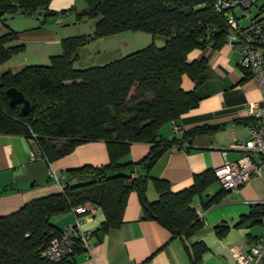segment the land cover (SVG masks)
<instances>
[{
    "label": "trees",
    "instance_id": "1",
    "mask_svg": "<svg viewBox=\"0 0 264 264\" xmlns=\"http://www.w3.org/2000/svg\"><path fill=\"white\" fill-rule=\"evenodd\" d=\"M52 0H0V19L26 15L42 24L56 14L49 11ZM85 8L76 11L78 21L95 20L93 37L77 36L62 41V54L49 65L28 66L0 77V135H16L33 140L36 154L49 163L88 142L107 145L110 162L102 167L86 166L69 172L75 184L66 183L62 193L26 204L18 212L0 218V264H73L82 250L56 262L44 256L52 239L61 234L52 218L73 208L93 204L102 209V230L119 228L129 196L138 194L144 219L154 221L173 237L187 241L203 228L192 204L219 182L214 171L194 177L191 187L173 192L168 182L153 180L157 201L147 198L150 173L173 144L216 129L196 128L178 141L159 137L160 130L198 107L200 98L181 88L187 75L197 85L205 79L206 58L189 63L188 54L212 43L219 49L229 34L232 11L216 12L218 0H82ZM65 14V12L61 13ZM236 15V14H235ZM238 18V17H237ZM123 32L148 33L165 39L103 66L75 67L80 50L91 40ZM18 34L0 36V66L25 51L22 45L9 47ZM15 88L30 102L28 115L23 104L12 106L6 95ZM253 124L254 119L245 121ZM188 139V140H187ZM181 142V143H180ZM134 143L152 146L149 155L138 163H122ZM144 173L137 175V169ZM227 191L212 197L204 208L219 204ZM248 219L264 222V205L256 206ZM245 221V219H244ZM220 238L229 228L216 227ZM191 264H199L208 251L203 243L187 245Z\"/></svg>",
    "mask_w": 264,
    "mask_h": 264
},
{
    "label": "crops",
    "instance_id": "2",
    "mask_svg": "<svg viewBox=\"0 0 264 264\" xmlns=\"http://www.w3.org/2000/svg\"><path fill=\"white\" fill-rule=\"evenodd\" d=\"M84 8L82 0H52L49 11L56 16L48 18L44 24L40 18L26 15L7 16L5 21L0 19V36L9 31L18 34V39L8 46L25 47L24 52L0 66V77L8 70L17 73L28 66L49 65L53 56L62 54L61 43L66 38L84 35L93 37L96 21L91 20L90 25L85 28L79 25L81 21L75 16L76 11ZM63 12L65 14H61ZM235 14L238 18L241 17L237 10ZM135 36H143L146 43L151 44L161 40L163 46L165 45L163 38L154 39L151 35L142 33ZM95 41L91 40L80 50L79 60L75 65L97 63L99 57L94 54H100L101 51L95 50V47L90 50V46L96 44ZM212 45L210 43L203 49H195L187 56L189 63L207 59L208 67L204 81L197 85L187 75L182 77L181 88L185 92L195 93L200 98L198 107L175 122L180 127L178 133L173 131L172 123H169L160 130L159 137L166 141H180L196 128L208 127L216 131L189 138L190 147L187 149L179 148L180 144H173L164 153L149 176L151 181L147 198L150 202L159 198L153 180L168 182L173 192L183 191L193 185L196 175L214 171L226 160H237L241 152L231 148V145L249 136L251 124L244 122L253 117L247 109V104L262 101L260 85L250 71L242 66L239 47L226 41L219 49H214ZM113 57L118 56H111L102 62L103 65L117 60ZM88 60L91 62H87ZM181 142L186 143V140ZM36 148L33 140L16 135H0V218L18 212L34 200L62 193V186L68 181L70 184L77 182L70 179L71 170L86 166L102 167L110 162L107 145L102 141L83 143L72 153L50 163L39 155L34 158ZM151 148L152 146L146 143L132 144L122 163L142 161L149 155ZM143 174L138 168L137 175ZM222 189L218 182L210 186L201 198L194 199L192 206L202 221L203 228L187 243L173 237L158 223L145 220L136 192L129 196L119 228L102 230L105 215L102 209L97 208L82 226L91 233V255L86 251L80 252L71 262L191 264L186 246L203 243L208 251L202 256L199 264H237L232 250L239 248L248 253L257 239L264 237V222L253 224V220L248 219L256 206L264 205V180L257 178L248 186L227 191L219 204L205 209L204 205ZM72 210L53 217L51 222L60 230L74 225L76 217ZM220 225L229 228L223 238H220L216 231V227Z\"/></svg>",
    "mask_w": 264,
    "mask_h": 264
},
{
    "label": "built area",
    "instance_id": "3",
    "mask_svg": "<svg viewBox=\"0 0 264 264\" xmlns=\"http://www.w3.org/2000/svg\"><path fill=\"white\" fill-rule=\"evenodd\" d=\"M260 1L262 0H218L214 4L218 13L232 11L227 21L229 34L225 41L239 47L242 66L258 81L263 94L261 102L247 104V109L254 119V123L249 126L248 138L231 145V148L239 150L241 155L235 161L226 160L214 170L220 185L226 191L248 186L257 178L264 180V3L259 6ZM254 8H258V13L252 16L250 11ZM236 10L242 11L240 18L235 15ZM240 19L250 22L242 26ZM172 129L175 133L180 131L175 122H172ZM178 147L187 149L190 143L186 142ZM35 156L37 154L34 158ZM65 187L62 186V189ZM97 208L99 207L90 203L73 208L75 224L67 226L60 235L52 239L44 256L59 262L73 255L78 249L91 255V233L82 226ZM232 253L237 264H264V237L257 239L248 253L239 248H234Z\"/></svg>",
    "mask_w": 264,
    "mask_h": 264
},
{
    "label": "rangeland",
    "instance_id": "4",
    "mask_svg": "<svg viewBox=\"0 0 264 264\" xmlns=\"http://www.w3.org/2000/svg\"><path fill=\"white\" fill-rule=\"evenodd\" d=\"M264 3V0L260 1L259 6H261ZM252 16L256 15L258 13V8H254L253 10L250 11ZM242 14L241 10H237V14H239V16ZM91 20H83L81 21V23L79 25H81L82 27L85 26V28H87L86 25H90L89 23ZM250 21L247 19H243L240 20V24L242 26H246ZM138 33H142V32H123L120 33L118 35L109 37L107 40H99V39H95L97 41H95L94 43L96 44H92L90 47V50H93L95 47V50H100V54H94L97 57H99L98 61H96L97 63H90L89 65H80L77 64L75 65L76 68L78 69H84V68H89V67H94V66H103L105 60H108V58H110L111 56H118V57H113V58H122L125 57L127 55H130L138 50H141L143 48H146L147 46H149L148 44L151 43H146V40H144L143 36L139 37V36H135L138 35ZM144 35H151L148 33H142ZM152 36V35H151ZM148 36V37H151ZM153 37V36H152ZM161 41V40H160ZM158 41L156 43V46L158 47H162L163 44ZM94 45V46H93ZM114 60V59H112ZM87 62H91V61H87Z\"/></svg>",
    "mask_w": 264,
    "mask_h": 264
},
{
    "label": "water",
    "instance_id": "5",
    "mask_svg": "<svg viewBox=\"0 0 264 264\" xmlns=\"http://www.w3.org/2000/svg\"><path fill=\"white\" fill-rule=\"evenodd\" d=\"M6 95L9 97L10 104L12 106L22 103L23 106L21 111L24 115H28L31 105L30 102L25 99L24 95L21 92H19L15 88H11L6 91Z\"/></svg>",
    "mask_w": 264,
    "mask_h": 264
}]
</instances>
